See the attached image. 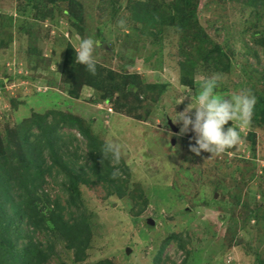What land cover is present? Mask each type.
Instances as JSON below:
<instances>
[{
	"label": "rangeland",
	"instance_id": "374dc122",
	"mask_svg": "<svg viewBox=\"0 0 264 264\" xmlns=\"http://www.w3.org/2000/svg\"><path fill=\"white\" fill-rule=\"evenodd\" d=\"M54 1L41 6L50 18L35 19L39 10L26 0H0V149L11 148L27 159L25 122L59 121L64 115L79 119L102 147L111 140L123 148L108 165L89 155L83 135L63 130L78 140L62 150V158L88 174L89 184L79 186V210L87 216L89 246L77 261L58 242L50 264H158L171 235L188 241L186 250L197 251L188 264H260L249 252L264 251V210L257 209L264 208V123L255 122L252 112L232 151L211 157L191 153L193 134L181 135V125L173 121L184 86L195 94L207 78L217 79L224 96L249 92L256 103L264 97V48L255 44L264 35V7L251 15L253 7L234 0ZM82 8L85 17L74 19L69 10ZM180 35H203L223 44L233 72L204 73L201 61L209 45H189ZM87 37L100 40L96 60L120 89L108 104L89 86L76 89L78 99L68 92L65 52L70 47L75 52ZM250 167L255 178L248 182L240 172ZM64 175L44 174L41 191L65 208ZM255 209L258 215L251 214ZM75 211L69 207L64 214L73 217ZM34 241L45 245L47 240L38 232ZM185 256L179 240H173L159 264H182Z\"/></svg>",
	"mask_w": 264,
	"mask_h": 264
},
{
	"label": "trees",
	"instance_id": "16d2710c",
	"mask_svg": "<svg viewBox=\"0 0 264 264\" xmlns=\"http://www.w3.org/2000/svg\"><path fill=\"white\" fill-rule=\"evenodd\" d=\"M61 1L66 2L67 0ZM234 1L253 7L254 10L251 15H256L257 8L264 7V0ZM48 2L55 3L54 0H26L29 7L39 10L35 11V19L37 17L42 19L46 17L50 18V16L48 17L43 14L44 11L41 8V6L47 5ZM78 5L82 6L81 3H78ZM73 6L74 4L70 2L69 7L72 8ZM112 7L115 11H120L119 7H115V5H112ZM30 11L27 10L26 12ZM69 11L71 14L73 13L74 19L78 18L82 20L85 17L83 8L82 10L75 9V12ZM66 13L68 14L69 12L66 11ZM12 18L10 15L11 23H13ZM73 24L74 27H78V23L75 22ZM198 28L200 27L198 26ZM180 36L189 45H197L199 47L209 45L207 47L208 52L206 51L207 53L205 54L206 56L204 54L202 56L201 54L203 57L201 63L206 68L204 73L222 74L229 73V71L233 72L234 63L228 57L223 44L210 38V40L206 41L202 38L203 35ZM255 44L260 48H264V35L257 37ZM75 55L76 53L71 47L66 50L62 68L66 76V84L69 87V94L78 99L80 97L78 94L79 88L83 89L89 86L96 91V95L99 94L100 98L104 102L106 101L105 103H110L113 100L114 91H120V89L110 84L106 73L107 70L101 68L97 62V71L93 75L86 70L85 66L76 63ZM205 57H207L206 60H204ZM125 76L129 77L126 74ZM190 82L192 81L186 83L189 85ZM124 94L125 91H123V97L127 100V96ZM259 97V102L255 104L253 109V118L255 122L260 120L264 123V97ZM47 119V117H37L26 121L25 125H23L21 135L23 136L25 151L29 156L27 159L20 157L11 148L0 149V228L3 229V232H0V264H50V260L54 256L55 244L58 242L63 243L66 249L71 250L77 261H81L89 246L90 230L87 224V216L79 210L81 206L79 186L80 184H89V180L85 178V175L88 174L83 173L82 170L80 172L71 168L68 166L67 161L62 158V150L67 149L72 141L78 140L76 135L73 133L66 134L63 130L65 128L73 129L83 135L88 140V152L92 158H102L109 165L111 156L103 154L102 145L90 135L79 119L70 115H64L59 121H48ZM34 130L37 132L35 133ZM233 148L232 146L227 149L224 154L232 151ZM9 152L13 153L11 158H7ZM55 167L58 170H55ZM245 169H243L244 171L241 170L240 173L248 177V182H251L255 178L253 167ZM60 171L65 174L62 180V190L67 195L65 208L61 206L58 200L52 203L49 196L41 191V188L45 184L43 175L49 174L51 176L53 172L59 174ZM121 172L125 175L128 174L127 170L122 169ZM99 177L104 179L102 174ZM228 179L229 177L226 175L222 181L226 183ZM114 187H117V185L115 184ZM112 188L110 189L112 192L118 191V189ZM40 191L46 200L40 199L38 196V192ZM38 203L44 204L40 208L37 206ZM69 207H75L76 211L73 217L67 218L64 211ZM257 209L264 210L262 207ZM251 214H257V212L253 211ZM38 232L46 236L47 241L45 245L35 243L34 236ZM173 240H179L180 248L185 250L186 256L182 264H188L190 260L196 259L194 252L197 251L191 252L185 249V244L188 241H184L176 235H171L163 244L156 263L159 264L162 261L161 256L163 252ZM252 251L249 252V256L260 264H264V261H262L264 251H254L253 249ZM100 264L111 263L103 262Z\"/></svg>",
	"mask_w": 264,
	"mask_h": 264
},
{
	"label": "clouds",
	"instance_id": "9594fccd",
	"mask_svg": "<svg viewBox=\"0 0 264 264\" xmlns=\"http://www.w3.org/2000/svg\"><path fill=\"white\" fill-rule=\"evenodd\" d=\"M123 23L121 21L122 27ZM100 47L102 44L99 39L87 37L81 39L78 48H75L76 63L85 66L86 70L93 75L97 71L95 50ZM186 100L189 103L185 109L177 112L176 106L183 104ZM255 104L256 97L251 93L224 96L217 79L207 78L197 87L195 94L187 85L184 86V91L177 98L176 118L173 122L181 125V135L193 134L194 143L189 145L191 153L196 156L209 153L213 157L224 153L241 140L240 129L250 120ZM111 111L112 108L109 109V112ZM230 122L231 126H229ZM122 148V145L106 140L103 145V154L116 160ZM248 219L250 220V217Z\"/></svg>",
	"mask_w": 264,
	"mask_h": 264
},
{
	"label": "water",
	"instance_id": "95a60500",
	"mask_svg": "<svg viewBox=\"0 0 264 264\" xmlns=\"http://www.w3.org/2000/svg\"><path fill=\"white\" fill-rule=\"evenodd\" d=\"M173 131H176V130L174 129V127H173Z\"/></svg>",
	"mask_w": 264,
	"mask_h": 264
}]
</instances>
